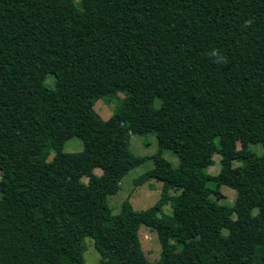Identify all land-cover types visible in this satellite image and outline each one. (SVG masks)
<instances>
[{
  "label": "trees",
  "instance_id": "obj_1",
  "mask_svg": "<svg viewBox=\"0 0 264 264\" xmlns=\"http://www.w3.org/2000/svg\"><path fill=\"white\" fill-rule=\"evenodd\" d=\"M101 1L0 0V264H85V237L103 264H264V0H107L109 21L90 13ZM68 39L72 56L56 61ZM98 99L114 103L105 120ZM132 134L154 135L156 151L134 155ZM71 137L82 149L63 152ZM147 159L135 183L160 182L159 198L113 214L106 197ZM221 185L231 205L216 201Z\"/></svg>",
  "mask_w": 264,
  "mask_h": 264
},
{
  "label": "rangeland",
  "instance_id": "obj_2",
  "mask_svg": "<svg viewBox=\"0 0 264 264\" xmlns=\"http://www.w3.org/2000/svg\"><path fill=\"white\" fill-rule=\"evenodd\" d=\"M76 3H79V0H75ZM107 0H102L100 6L93 5L90 8V13L93 15H97L104 19L105 21H109V9L105 7ZM82 13L79 10L73 11L69 13L64 21L61 24L63 30L67 33H70L74 25L81 18ZM74 52V42L71 40H66L62 46H60L53 54V58L56 61H59L65 57H71ZM71 76V65L67 64L64 67V73L62 77V86L63 89H66L67 82ZM75 80V88L76 92L80 93V78L78 75L74 76ZM46 81L48 83H52L54 81L53 76H48ZM154 105L157 107L159 105V99H155ZM114 108L113 102H104L101 99H98L93 104V109L96 113L102 118L107 119L111 116ZM251 150H253L256 154L260 155L262 152V147L260 144H251L249 146ZM82 149V142L77 137H71L67 139L63 146V152H77ZM157 149V143L155 136L152 134L147 135H136L132 134L129 138V150L137 156L143 155H151ZM54 155L53 151L50 152L47 161H49ZM162 156L171 164L172 167L178 166V158L170 151L163 150ZM219 155L214 154L213 160L214 164L207 168V172L210 174H215L219 168ZM233 166L239 164V162H233ZM153 167V161L151 159L145 160L142 164L133 167L130 169L119 182V189L113 193L109 194L106 197L107 204L109 205L113 214H116L120 211L121 204L125 199H128L132 208L136 211L145 210L151 207L159 198L161 183L155 181L153 179H149L142 184H136L135 179L145 171L151 169ZM96 174L100 173V169H94ZM209 187L212 186V183L208 184ZM221 198L216 199L218 203L231 205L235 198V191L225 185H221L220 188ZM170 194H175L177 191L170 190ZM256 209H253V213ZM162 213L165 215L171 214V207L169 204H165L162 207ZM138 240L140 243V247L146 257V259L150 262H154L158 260L160 255V244L157 239V235L153 229L141 224L138 228ZM83 258L85 264H103L101 262L100 255L96 252L93 241L89 237H85L83 239Z\"/></svg>",
  "mask_w": 264,
  "mask_h": 264
}]
</instances>
